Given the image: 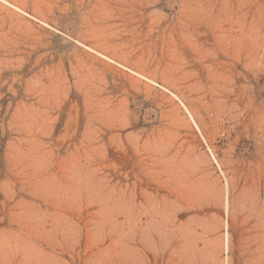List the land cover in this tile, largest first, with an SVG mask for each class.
<instances>
[{"label":"rangeland","instance_id":"obj_1","mask_svg":"<svg viewBox=\"0 0 264 264\" xmlns=\"http://www.w3.org/2000/svg\"><path fill=\"white\" fill-rule=\"evenodd\" d=\"M0 264H264V0H0Z\"/></svg>","mask_w":264,"mask_h":264}]
</instances>
